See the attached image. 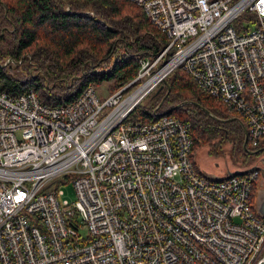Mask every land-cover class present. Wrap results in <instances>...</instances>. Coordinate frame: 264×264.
Here are the masks:
<instances>
[{
	"label": "built area",
	"instance_id": "built-area-1",
	"mask_svg": "<svg viewBox=\"0 0 264 264\" xmlns=\"http://www.w3.org/2000/svg\"><path fill=\"white\" fill-rule=\"evenodd\" d=\"M133 1L170 41L154 60L141 59L132 81L105 97L89 85L64 105H49L34 88L15 96L0 90V264L264 259V218L252 203L258 171L203 176L189 122L167 113L127 120L146 96L134 99L137 89L164 70L149 93L182 66L241 114L248 143L263 146L264 0ZM246 10L257 12L256 22L238 29ZM65 175L73 201L57 185Z\"/></svg>",
	"mask_w": 264,
	"mask_h": 264
},
{
	"label": "trees",
	"instance_id": "trees-1",
	"mask_svg": "<svg viewBox=\"0 0 264 264\" xmlns=\"http://www.w3.org/2000/svg\"><path fill=\"white\" fill-rule=\"evenodd\" d=\"M256 16V11L246 10L236 19L235 26L239 29L246 20L253 24ZM169 41L168 35L133 0H0V90L15 96L34 88L49 105L67 104L89 85L106 84L111 93L138 75L142 58L154 60ZM172 52L169 50L168 56ZM8 57L14 62L6 63ZM161 64L160 61L158 67ZM166 79L170 91L157 112L192 98L218 116L238 115L244 121L240 113L205 92L182 66L170 71ZM141 82L138 79L132 86ZM167 88L165 85L139 102L127 120L153 121L165 114L154 110ZM167 114L191 124L194 162L202 147L217 150L218 142L221 149L231 143L233 155L241 149L249 157L244 159V165L252 162L255 154L244 150L245 133L238 120H217L193 102ZM252 167L255 166H249ZM70 178L65 175L57 185Z\"/></svg>",
	"mask_w": 264,
	"mask_h": 264
},
{
	"label": "rangeland",
	"instance_id": "rangeland-1",
	"mask_svg": "<svg viewBox=\"0 0 264 264\" xmlns=\"http://www.w3.org/2000/svg\"><path fill=\"white\" fill-rule=\"evenodd\" d=\"M253 26V25H252ZM13 62V61H11ZM152 75V74H151ZM150 75L147 76V78ZM142 78L141 83L138 85L140 86L143 83V80L147 79ZM150 79V78H149ZM148 79V80H149ZM147 80V81H148ZM146 81V82H147ZM163 81V80H162ZM145 82V83H146ZM161 83L158 82L157 85L154 86L152 90L149 91V93H146V96L143 100L147 99L150 94L156 93L157 89L159 88V84ZM164 83V81H163ZM162 84V83H161ZM138 86H132L130 88V92L132 93L134 90L137 89ZM165 86V85H164ZM97 91L99 92L101 97H105L109 92L107 91L106 84H102L97 87ZM219 142L217 143V150H212L210 151V147L212 146H204L202 147L196 154L195 160H196V170L201 173L203 176H209V177H217L218 174L225 173L227 171H232L235 170L236 168H243V162L244 159L249 158L245 153L239 149L237 154L233 155L234 153L231 151V143H226L224 144V149H221L219 146ZM249 149H254L255 146L252 143H249L248 145ZM246 150V149H244ZM247 151V150H246ZM252 154V153H250ZM61 188L63 189V195L62 197L69 199L70 201L75 200L76 198V190L75 186L72 181L66 182L61 185ZM254 194H253V200L255 201L256 198V193H259V189L256 187L254 189ZM260 195L264 197V192H261Z\"/></svg>",
	"mask_w": 264,
	"mask_h": 264
},
{
	"label": "water",
	"instance_id": "water-1",
	"mask_svg": "<svg viewBox=\"0 0 264 264\" xmlns=\"http://www.w3.org/2000/svg\"><path fill=\"white\" fill-rule=\"evenodd\" d=\"M163 81H164V83L160 84V86H159V88L157 89L156 92H159L164 87V85H167L168 88H167V91H166L164 97L162 98L161 102L155 108V110H154L155 113H157V114L168 113L169 111L173 110L176 107H179V106H181L183 104H186V103L193 102V103L197 104L200 108L205 110L208 114H210L212 117H214L217 120H220V121H227V120H233V119L238 120L241 123V125L243 127V130H244V133H245V138H244V143H243L244 149H246L249 153H252V154H255V153L260 152V151H264V145L260 146L258 148H255V149H249L248 148V129H247V125L238 115H233V116H230V117L218 116L212 110H210L208 107H206L205 105L201 104L200 102H198V101H196V100H194L192 98H186V99L180 101L179 103H177L176 105H174L173 107H170V108H168V109H166V110H164L162 112H157L158 108L160 107V105L162 104V102L164 101L165 97L167 96V94L170 91V85L168 84L166 77L163 79ZM255 169H256V167L246 168V169H236V170L232 171L229 175L242 174V173H245V172H248V171H251V170H255ZM259 264H264V259H262Z\"/></svg>",
	"mask_w": 264,
	"mask_h": 264
},
{
	"label": "flooded vegetation",
	"instance_id": "flooded-vegetation-1",
	"mask_svg": "<svg viewBox=\"0 0 264 264\" xmlns=\"http://www.w3.org/2000/svg\"><path fill=\"white\" fill-rule=\"evenodd\" d=\"M249 166H255L257 168L256 170L258 171L257 178L253 186V189L257 187L260 191L259 193H256V198H257L258 194L260 195L261 192H264V151L255 153L252 162H250L247 165H243V168L240 169H246L249 168ZM259 199L264 200V197L260 195Z\"/></svg>",
	"mask_w": 264,
	"mask_h": 264
},
{
	"label": "bare ground",
	"instance_id": "bare-ground-1",
	"mask_svg": "<svg viewBox=\"0 0 264 264\" xmlns=\"http://www.w3.org/2000/svg\"><path fill=\"white\" fill-rule=\"evenodd\" d=\"M164 73V70H162L159 74H156L154 76H152L146 83H144L139 89H137L134 92V99H137L138 97H140L143 94H146L148 89L154 84L156 83L158 80H160L162 78V74ZM258 181V180H257Z\"/></svg>",
	"mask_w": 264,
	"mask_h": 264
},
{
	"label": "crops",
	"instance_id": "crops-1",
	"mask_svg": "<svg viewBox=\"0 0 264 264\" xmlns=\"http://www.w3.org/2000/svg\"><path fill=\"white\" fill-rule=\"evenodd\" d=\"M236 169H240V168H236ZM235 169V170H236ZM208 176V175H207ZM254 194V193H253ZM259 194L257 196V198H255V201L252 198V203H253V209L255 211V213L260 216V217H264V200L259 199Z\"/></svg>",
	"mask_w": 264,
	"mask_h": 264
}]
</instances>
